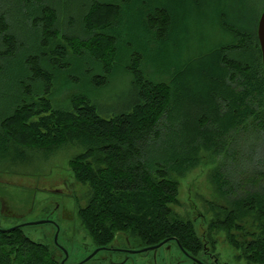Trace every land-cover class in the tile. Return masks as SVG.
<instances>
[{
    "label": "trees",
    "instance_id": "16d2710c",
    "mask_svg": "<svg viewBox=\"0 0 264 264\" xmlns=\"http://www.w3.org/2000/svg\"><path fill=\"white\" fill-rule=\"evenodd\" d=\"M24 1L40 7L37 16H28L30 25L39 31L40 47L47 50L43 52L45 58L65 71L64 60L70 52L59 34L56 8L46 4V0ZM92 1L84 17L91 40L66 34L62 37L70 40L77 56L86 54L83 46L97 48L94 59L102 72L90 77L96 87L106 85L115 65L125 61V68L133 76L128 100L118 111L105 114L97 102L86 95L83 98V94L76 95L68 106H54L53 73L42 66L39 55L25 56L26 73L18 83L21 91L0 113V156L26 157L24 147L51 151L69 141L84 144L85 152L72 160L71 166L76 179L91 189L79 217L97 248L114 250L111 247L115 243L120 246V234L125 235L127 246L137 249L167 238L174 242L175 238L182 249L200 259L204 245L194 224L170 205L178 195V178L196 167L204 152L223 154L224 162L211 174V182L226 204L211 224L228 229L254 215L257 230L249 240L241 241V237L237 241L231 232L229 236L240 248L236 256L239 261L264 264V185L254 187L261 175L250 178L252 190L244 189L234 165L241 157L250 160V155L239 153V148L245 147L242 142L248 140L249 147L255 148L254 143L264 138V67L258 21L252 28L248 23L229 20L225 11L219 12L206 19L209 32L201 40L187 26L186 39L181 45L174 44L179 46V62L157 67L149 53L163 50L164 42L177 28L178 18L171 6L160 0ZM7 6L12 4L0 0V70L24 46L21 36L9 30ZM125 9H134L138 15L145 32L142 45L136 39L123 41L115 34ZM207 38L212 43L203 48L202 42ZM48 49L54 52V58L49 57ZM220 69L226 74L219 75ZM191 71L197 72L210 93L203 104L205 109L201 102L196 119L186 120L178 110L185 107L180 97L187 89L184 78ZM72 79L76 77L70 76ZM223 91L231 93L233 104L226 103ZM189 124L195 128L189 129ZM187 129L196 134L186 132L189 139L178 142L179 147L167 153L152 152L159 145L180 138L179 133ZM231 171L235 172L233 177ZM131 239L136 245H131ZM61 261L48 244L26 235L23 226L0 231V264Z\"/></svg>",
    "mask_w": 264,
    "mask_h": 264
},
{
    "label": "rangeland",
    "instance_id": "374dc122",
    "mask_svg": "<svg viewBox=\"0 0 264 264\" xmlns=\"http://www.w3.org/2000/svg\"><path fill=\"white\" fill-rule=\"evenodd\" d=\"M6 1L12 4L11 7L7 6L8 12H6L9 30L21 36L24 46L15 56L8 59L4 65V71L0 70V75L2 74L1 76L8 83L0 78V113L6 110L5 107L21 91L19 79H22L21 76L26 73L23 59L30 55H39L42 66L53 73L51 100L54 106H68L76 95L83 94V98H86V95L88 99L97 102L104 114L118 111L123 107L133 87L131 85L133 76L125 68V61L115 65L117 67L106 85L96 87L90 83V77L92 74L102 72L101 65L94 59L95 56L97 57L95 55L97 48L83 46L82 50H85L86 54L77 56L73 53L76 52V48H72L68 43L70 40L66 41L62 37L66 34L78 37L82 41L91 40L92 33L87 29L84 17L87 14L86 9L93 3L92 0H46V4L57 10L59 34L70 52L64 60L65 71L56 65H51L45 58L43 52L47 50L44 48L42 50L40 47L39 31L30 25L28 16L31 13V16H37L40 7L34 4L27 5L24 0ZM160 2L171 6L178 22L175 32L164 42L163 50L149 53L157 67H166L179 62V46H176L181 45L186 39L187 26L193 33L198 34V39L201 40L209 32L210 23L206 19L215 17L219 12L225 11L231 21L248 23L252 28H256L257 21L259 22L264 10V0H160ZM2 12L0 8V13ZM244 25V27L247 26ZM115 34L123 41L136 39L141 41L142 45L145 32L138 23V15L134 9H125ZM211 43L212 39L207 38L202 42L203 48ZM47 53L50 54L49 57H55L51 49H48ZM219 73L224 75L226 71L220 69ZM70 76L76 77V80L70 81ZM184 84L187 89L180 98L184 99L185 107L180 108L178 112H183L182 115L186 120H193L198 116L201 102L205 109L203 104L208 99L210 91L208 93L196 71H191L184 78ZM243 86L245 90H248V85L244 81ZM223 96L227 100L226 103L233 104L234 99L230 92L223 91ZM188 126L189 129L195 128L191 124ZM189 129L180 132L178 136L180 138L169 140V144L159 145L152 152H171V149L179 147V143L189 139L185 136L186 132L192 136L196 134L195 130ZM167 133L168 131L166 135ZM242 143L245 147L239 148V153L251 157L250 160L242 159V157L241 160L237 159L234 162L237 169L235 172H239L238 175L242 178L240 183L244 184V189L252 190L250 178L253 179L255 174L261 176L254 187L264 185V138H259L254 143L255 148L249 147L248 140ZM86 147L84 144L69 141L51 151L33 146L24 147L26 157L11 159L0 156V226L10 228L25 224L23 225L24 233L35 241L48 244L58 259L65 258L64 250H66L68 258L65 264L80 263L97 248L79 217V210L89 201L91 189L88 184H83L76 179L71 166V161L84 153ZM223 162V154L204 152L199 164L186 175L178 178V195L176 201L170 206L182 218L194 224L204 245V249L198 255L200 259L207 263H214L216 259L217 264H245L244 260L239 261L236 258L240 248L232 243L229 232L235 235L234 239L237 241L241 240V237H244L241 241L249 240L252 233L257 230L258 221L254 219V215L246 217L239 223L240 226H231L228 229L211 224L220 211V207L226 204L211 182V174ZM235 172L231 171L230 175L233 177ZM39 220L50 221L30 224ZM56 235H58L57 241ZM117 240L120 246L119 243H115L114 247L112 246L114 250L99 251L93 258L82 264H198L194 261H186V255L175 242H168L157 251L125 255L115 250V247H127L125 235H118ZM131 245H136L135 240L131 239Z\"/></svg>",
    "mask_w": 264,
    "mask_h": 264
},
{
    "label": "water",
    "instance_id": "95a60500",
    "mask_svg": "<svg viewBox=\"0 0 264 264\" xmlns=\"http://www.w3.org/2000/svg\"><path fill=\"white\" fill-rule=\"evenodd\" d=\"M257 34H258V38H259V43H260V46H261V51H262V61H263V67H264V10L259 18V22H258V27H257ZM47 221H50V220H39V221H34V222H30V224H42V223H45ZM25 225V224H23ZM23 225H19V226H23ZM18 226V225H17ZM17 226H14V227H10V228H3L0 226V231H4V232H7V231H11L12 229H14L15 227ZM57 236L55 237V240L57 241ZM174 240H177L174 238ZM168 241H170V238H167L163 241H161L160 243L158 244H155V245H151V246H146V247H143V248H140V249H128V250H125L126 252H129V253H140V252H143V251H150V250H153V251H157L158 248H160L161 246H163L164 244H166ZM106 249H110L109 247H98L96 248L87 258H85L82 262L80 263H77V264H82L83 262H86L88 261L89 259L93 258L99 251H102V250H106ZM184 250V249H182ZM64 252L66 253V256L64 259H62L61 261V264H65V261L67 260L68 258V252L66 250H64ZM184 252H186L184 250ZM186 254H188L186 252ZM188 256L190 258H192L194 261L198 262L199 264H205L204 262H202L200 259L188 254Z\"/></svg>",
    "mask_w": 264,
    "mask_h": 264
},
{
    "label": "flooded vegetation",
    "instance_id": "af4514ba",
    "mask_svg": "<svg viewBox=\"0 0 264 264\" xmlns=\"http://www.w3.org/2000/svg\"><path fill=\"white\" fill-rule=\"evenodd\" d=\"M176 244H177V246H179L178 245V243L176 242V240L174 241ZM111 248H113V247H111ZM117 250L116 251H118V252H120V253H124L125 255H128V254H135V253H129V252H126L125 250H128V249H134V250H136L137 248H132V247H130V246H127V247H115ZM179 248H181V247H179ZM114 249V248H113ZM138 249H140V248H138ZM182 249V248H181ZM110 249H108L107 251H109ZM152 250H150V251H143V252H140V253H147V252H151ZM183 251V253L186 255V261H194L192 258H190L189 256H188V254H190L191 255V253H189V252H187L188 254H186V252H184V250H182ZM193 256V255H192ZM209 256H210V254H209ZM202 262H204L205 264H217L216 262V259H215V262L214 263H207L206 261H204V260H202V259H200ZM194 262H196V261H194ZM196 263H198V262H196ZM199 264V263H198Z\"/></svg>",
    "mask_w": 264,
    "mask_h": 264
}]
</instances>
